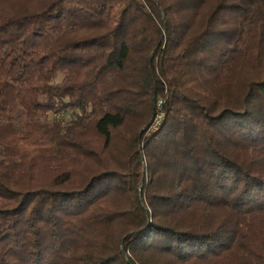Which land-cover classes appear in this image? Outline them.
I'll return each mask as SVG.
<instances>
[{"label": "trees", "instance_id": "obj_1", "mask_svg": "<svg viewBox=\"0 0 264 264\" xmlns=\"http://www.w3.org/2000/svg\"><path fill=\"white\" fill-rule=\"evenodd\" d=\"M0 264H264V0H0Z\"/></svg>", "mask_w": 264, "mask_h": 264}, {"label": "built area", "instance_id": "obj_2", "mask_svg": "<svg viewBox=\"0 0 264 264\" xmlns=\"http://www.w3.org/2000/svg\"><path fill=\"white\" fill-rule=\"evenodd\" d=\"M159 108H160V101H157L156 102L157 113H156V115H155V117L153 119V122H152L151 126H150L151 130L155 129L158 126L159 118L162 117V113H160ZM78 113H79V111L76 110L75 114H78ZM52 117L55 120L62 121L63 118H64V114L63 113H55V114H52ZM69 118H70V116H69ZM69 118L67 117V119H69Z\"/></svg>", "mask_w": 264, "mask_h": 264}, {"label": "rangeland", "instance_id": "obj_3", "mask_svg": "<svg viewBox=\"0 0 264 264\" xmlns=\"http://www.w3.org/2000/svg\"><path fill=\"white\" fill-rule=\"evenodd\" d=\"M58 79H59V75L56 76L55 81H57ZM62 112H63V111H62ZM62 112H60V113H62ZM63 114H64V118H65V119H67V117L69 118V116L71 115L70 110H66V111H64ZM64 118H63V119H64ZM159 120H160V118H159ZM151 124H152V123H151ZM150 126H151V125H150Z\"/></svg>", "mask_w": 264, "mask_h": 264}]
</instances>
